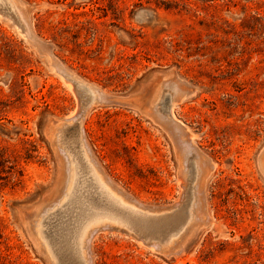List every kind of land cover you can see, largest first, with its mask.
Masks as SVG:
<instances>
[{
	"label": "rangeland",
	"instance_id": "374dc122",
	"mask_svg": "<svg viewBox=\"0 0 264 264\" xmlns=\"http://www.w3.org/2000/svg\"><path fill=\"white\" fill-rule=\"evenodd\" d=\"M0 4V264H55L37 224L56 243L74 214L51 210L71 173L69 135L130 204L180 203L185 217L191 203L171 243L158 241L174 219L98 227L91 264H264V0ZM67 74L117 102L82 110L90 95Z\"/></svg>",
	"mask_w": 264,
	"mask_h": 264
},
{
	"label": "bare ground",
	"instance_id": "6f19581e",
	"mask_svg": "<svg viewBox=\"0 0 264 264\" xmlns=\"http://www.w3.org/2000/svg\"><path fill=\"white\" fill-rule=\"evenodd\" d=\"M4 1L6 2V0ZM67 77L80 85L79 91L85 88L87 89L90 95V100L85 105L84 104L81 105L82 110L86 109L91 104H103L111 101L117 102V100L111 98L113 96H109V94L107 95L105 92L98 90L96 87L92 86L91 84L83 81L75 80L74 78H72V76L68 74ZM183 93L184 92H182L180 88L178 87L176 88V98L179 97L180 99L183 96ZM164 107H165L164 111L168 113L169 117L170 115H172L176 119L173 113V106L171 104H168V102L166 101ZM77 108H79V106ZM173 125L176 126L175 128L180 129L178 128L179 125L176 124ZM188 136L190 137V141H191L193 136L190 134ZM81 142H82L81 139L79 140L77 137H74L73 135L67 136L63 141V145L67 149L68 164L71 173L69 174L63 197L60 198V200H58L54 208L51 209L53 210L56 207H60L65 204L67 205L68 211L70 212L69 215L71 213H74L72 214V216L67 215L69 216V219L65 221L64 225H62L65 227L62 228V226H60L62 222L56 223V225L59 224L58 226L61 227L60 231H63L62 234L64 233L65 236L63 237L62 234H61L62 236L57 235L58 238H56L57 240L55 239L56 243H54L52 241L53 239L51 240L50 239L51 237L50 238L48 237L47 233L49 232V230L48 232H46V227L48 228L49 226H46L45 224L46 222L44 223L43 217L40 219V221L37 224L38 225L37 233L42 238L43 244L46 250L48 251L49 255L54 259L55 264H62L61 261L63 257L64 258L67 257V259H71V260L73 259L78 264H91V260L89 258L90 240L92 239L95 230H97L98 227L103 225L123 226L129 231L134 232L135 231L134 222L140 223V225L143 227V230L146 231L147 227L149 226L155 227L156 223L159 222L163 223V221L171 219L170 222L171 224L173 219L177 220V222H179L178 225L174 229L172 230L170 229L171 231L167 232L165 238H162L158 241L161 243H171L172 241H174L173 239L177 235H179L183 229L187 227L186 225L188 224L191 216V212L189 209L191 206L190 200L187 206V213L185 217L181 215V213L179 212L180 210L178 211V207L180 206L179 205L180 203L178 204L176 203L174 206L168 208L167 210L153 211V212L147 209H140L135 205L130 204L128 201L125 200V196L121 195L119 191L112 188L110 183H108L105 179H103L102 177H100V175L97 174L96 168L92 164L90 156L86 153L85 151L86 149L84 147L83 142L82 143ZM198 154L200 153L197 152V155ZM197 158H199V155ZM200 163L201 162H199L200 165L199 175H203L204 166L206 165V162L205 164H203V166ZM69 178H71V180H69ZM190 182L193 184L194 182L196 183L198 182L197 186L195 187L197 196L195 195L193 189L189 188L191 192L190 199L196 198L195 208L197 212L203 208V201H202L203 199L200 198L199 196L200 182L198 181L197 176L192 177ZM59 210H60L59 212H61V209ZM63 214L64 213L62 212L61 216H64ZM49 216L51 217L50 214ZM181 216L183 217V219ZM64 218L65 217H63V220H65ZM55 221L57 220H54L53 222ZM166 223L169 224V220ZM47 225H49V223ZM159 225L160 224H158L159 228L160 226L163 227L162 224L160 226ZM175 225L176 224H174V226ZM58 229L59 228H57V230ZM57 230L55 229L57 233L54 230L53 231L56 234H60ZM143 230L141 231V233L139 231V233L142 234ZM136 231L138 232V230ZM144 237L148 240H156L155 237H152L149 234H146Z\"/></svg>",
	"mask_w": 264,
	"mask_h": 264
}]
</instances>
